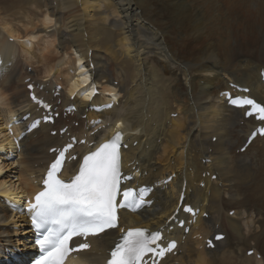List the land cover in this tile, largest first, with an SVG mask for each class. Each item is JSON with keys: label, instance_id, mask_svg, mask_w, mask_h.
Returning <instances> with one entry per match:
<instances>
[{"label": "bare ground", "instance_id": "1", "mask_svg": "<svg viewBox=\"0 0 264 264\" xmlns=\"http://www.w3.org/2000/svg\"><path fill=\"white\" fill-rule=\"evenodd\" d=\"M1 4L24 31L0 30V108L5 111L0 148L9 153L6 156L20 159L16 165L21 175L12 191L0 183V255L17 248L8 231L15 216L4 197L36 191L35 180L53 158L49 150L63 144L67 133L84 137L111 125V132L122 128L124 134L123 167L135 173L131 187L151 189L146 198L152 203L135 213L124 212L122 226L149 230L172 226L170 234L179 239L177 255L161 264H264V136L237 152L255 124L220 97L221 92L232 91L233 83L247 87L248 95L264 104L260 75L264 0H1ZM26 12L43 28L28 21ZM229 18L239 20L234 21L235 31L221 26ZM49 25L54 26L49 36L56 41L32 44L48 37ZM37 49L41 68H46L43 81L27 71L38 59L37 53H29ZM59 53L64 55L61 59ZM56 60L60 62L54 65ZM86 70L96 82L111 87L90 104L85 99L91 93ZM29 84L57 108L60 115L53 125L43 123ZM57 86L61 89L54 97ZM72 92L77 93L73 99ZM109 96L118 105L98 112L110 102ZM68 106H75L76 112L64 117L63 108ZM90 106L94 110L86 111ZM97 118L102 121L94 126ZM37 119L39 126L27 132ZM14 120L17 124L9 128ZM74 122L79 123L77 128ZM65 127L66 133L59 135ZM100 136L97 132L91 140L106 139ZM181 192L183 204L200 210L187 235L167 223ZM18 217L24 227L22 214ZM23 232L27 235L28 227ZM216 234L225 238L207 249L205 239ZM118 236L119 230H114L92 238L90 251L79 257L103 264ZM250 250L254 253L247 256Z\"/></svg>", "mask_w": 264, "mask_h": 264}, {"label": "snow or ice", "instance_id": "2", "mask_svg": "<svg viewBox=\"0 0 264 264\" xmlns=\"http://www.w3.org/2000/svg\"><path fill=\"white\" fill-rule=\"evenodd\" d=\"M260 74L264 75V70ZM87 82L85 79V83ZM31 88L32 85L29 84V89ZM97 93L98 88L93 84L92 92L85 99L91 100ZM70 94L75 96L77 93ZM31 99L45 109L46 113L50 110L51 106L35 95ZM229 103L238 108L247 106L249 110L244 113L245 116H255L264 121V105L254 99L229 96ZM52 119L50 114L43 117L45 122H52ZM40 123L39 119L33 121L26 131H33ZM120 126L117 124V128ZM259 131L264 134V127ZM64 132L66 129H61V133ZM256 134L253 132L252 136L255 137ZM75 143L77 141L73 137L62 148L50 149L54 156L42 177V188L28 203L33 240L38 250L31 264H65L71 253L90 247L86 242L88 237L108 234L109 230L117 228L120 234L110 249L106 264H160V260L176 248L174 241L164 247L161 243V230L120 228L122 211H140L152 203L146 198V193L151 191L148 186H126L132 176L125 175L121 170V148L127 147L123 144V133L117 131L107 141L98 144L93 141L89 151L79 159V154H70ZM72 160L77 161L78 167L72 175L62 178L63 168ZM183 199L182 193L181 200ZM183 211L194 213L191 206H185ZM169 220L179 223L181 227L185 225V221L175 214ZM185 231L188 229L185 228ZM80 238L85 242H79ZM215 239L221 240L223 237L217 235ZM70 243L75 247H70ZM209 246H213L212 241H209Z\"/></svg>", "mask_w": 264, "mask_h": 264}, {"label": "rangeland", "instance_id": "3", "mask_svg": "<svg viewBox=\"0 0 264 264\" xmlns=\"http://www.w3.org/2000/svg\"><path fill=\"white\" fill-rule=\"evenodd\" d=\"M44 10V8H41V11H43ZM247 9H244V11H246ZM246 12H249V10L248 11H246ZM250 13V12H249ZM26 17H27V19H28V21H30V22H32L33 23V25L35 26V27H38V29L39 28H43L42 26H41V23H39V19L37 20V18H35V20H33L32 19V17L26 12ZM103 17H106V16H103ZM110 17H112V18H115V16L113 17V16H110ZM109 17V18H110ZM109 21L111 20V18L110 19H108ZM234 21H236L237 23L239 22V20H236V19H228L227 21H222L221 22V26L228 32L229 30H232V31H235V29H236V27H237V25H236V22H234ZM52 25H54V24H52ZM3 28L4 29H6V30H9V31H12V33H17L18 32V34H23V31H24V29L22 28V25H17V24H15L12 20H11V18H10V16H9V13L8 12H5V10H4V8H3V5L1 4V0H0V30H3ZM18 28V29H17ZM53 28H54V26H53ZM53 28H51L50 27V25H49V28H46V32L48 33V37H45L42 41L41 40H39V41H35L34 43H33V41H32V44H37V43H39V42H42V43H40V44H43L45 41L47 42V43H49L50 41H56V39L55 38H53V36H49V35H52L51 34V32H52V30H53ZM20 29V30H19ZM30 30V28H28V31ZM18 34H16V35H18ZM45 34V33H44ZM44 34H42V36L44 35ZM15 35V34H14ZM49 38V39H48ZM10 41H14L15 42V40L14 39H12L11 37H10ZM22 41L23 40H21V41H18V45L20 44L21 45V43H22ZM21 42V43H20ZM55 43V42H54ZM56 44V43H55ZM27 46V49H29L28 47H30V44H27L26 45ZM26 46H24L25 47V49H26ZM41 46H43V45H41ZM53 49V48H52ZM39 51H41V49H39ZM39 51H38V49L37 50H33V51H31L29 54L30 55H33V54H36V58H38L35 62H34V64L33 63H29L28 65L29 66H27V71L30 73H33V74H35L34 76L35 77H37L39 80H45L44 78V74L43 73H45V71L46 70H44V69H46L45 67H44V65H43V67L41 68V62L39 63V61L41 60V54L39 53ZM22 54H25V53H22ZM74 54V53H73ZM71 55H72V53H71ZM24 56V55H23ZM61 56H64L63 54H61V53H59L58 54V59L60 58L61 59ZM74 56H75V54H74ZM67 57H69V56H67ZM40 58V59H39ZM73 58V57H72ZM76 58V56L74 57V59ZM24 61H22L23 63H25L26 61H25V59H23ZM56 63H54V65H57L60 61L59 60H56L55 61ZM73 63V60L71 59L70 60V64H72ZM25 65H27V64H25ZM32 65V66H31ZM70 66H72V65H70ZM66 67V66H65ZM41 68V69H40ZM42 70V71H41ZM54 72H55V69L53 70ZM50 78H52V76H50ZM51 80V79H50ZM13 87H15V86H13ZM12 87V88H13ZM7 93H9V92H5V95L7 94ZM5 95H4V98H6L5 97ZM0 103H1V101H0ZM10 103V102H9ZM8 103V104H9ZM4 113H5V111L3 110V109H1L0 108V123L2 122V120L1 119H3V116H4ZM195 114H196V111H195ZM85 118V116H82V119H84ZM171 118H176V116H175V114L174 115H172L171 116ZM72 126L73 127H75V128H77L78 126H79V123L78 122H74L73 124H72ZM1 128V127H0ZM2 146H5V144H1ZM135 145V144H134ZM238 151V150H237ZM5 151L3 150L2 151V149L0 148V183L1 184H3L4 185V188L6 189V190H8V189H10L11 191L13 190V189H16L17 187H18V185H19V182H20V173H19V167L16 165V162H19L20 161V159L18 160V158H17V160H14V158L13 157H11L10 159H8V157L5 155V154H3ZM161 152V151H160ZM14 154H15V152H14ZM13 156V155H12ZM157 160L155 159L154 160V162H156ZM163 163H160V162H156V165H158V166H160V167H163V165H162ZM20 175V176H19ZM211 180H214V178H211ZM202 187V186H201ZM0 197H1V195H0ZM229 216H231L232 215V211H229V214H228ZM12 220V219H11ZM14 220V224H10L9 226H8V231L10 232V237H11V239H12V241H13V243H14V245L17 247V249L20 251L21 249H22V246L26 243V235H24V232H23V225L20 223V221H15L16 219H13ZM26 236V237H25ZM193 241L195 240V237H193V239H192ZM27 242H28V240H27ZM0 245H2V244H0ZM25 246V245H24ZM16 249V248H15ZM198 249H199V247H198ZM6 257H7V255H6Z\"/></svg>", "mask_w": 264, "mask_h": 264}]
</instances>
